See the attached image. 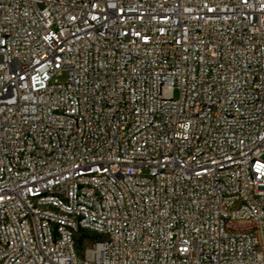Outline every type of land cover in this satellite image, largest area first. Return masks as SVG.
Segmentation results:
<instances>
[{
  "label": "built area",
  "instance_id": "obj_1",
  "mask_svg": "<svg viewBox=\"0 0 264 264\" xmlns=\"http://www.w3.org/2000/svg\"><path fill=\"white\" fill-rule=\"evenodd\" d=\"M263 154L264 0H0V264H264Z\"/></svg>",
  "mask_w": 264,
  "mask_h": 264
},
{
  "label": "rangeland",
  "instance_id": "obj_2",
  "mask_svg": "<svg viewBox=\"0 0 264 264\" xmlns=\"http://www.w3.org/2000/svg\"><path fill=\"white\" fill-rule=\"evenodd\" d=\"M174 95H175V97H179V90L178 89L174 91ZM262 159L264 160V154L262 155Z\"/></svg>",
  "mask_w": 264,
  "mask_h": 264
},
{
  "label": "trees",
  "instance_id": "obj_3",
  "mask_svg": "<svg viewBox=\"0 0 264 264\" xmlns=\"http://www.w3.org/2000/svg\"><path fill=\"white\" fill-rule=\"evenodd\" d=\"M87 237V235L85 233H82L81 234V237H80V243L82 242L83 239H85Z\"/></svg>",
  "mask_w": 264,
  "mask_h": 264
}]
</instances>
